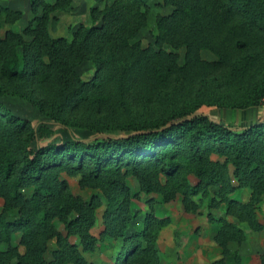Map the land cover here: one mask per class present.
<instances>
[{"label":"trees","instance_id":"1","mask_svg":"<svg viewBox=\"0 0 264 264\" xmlns=\"http://www.w3.org/2000/svg\"><path fill=\"white\" fill-rule=\"evenodd\" d=\"M69 2L35 0L33 11L41 7L42 14L23 32L30 41L12 32L0 38V96H23L20 86L28 81L43 85L51 80L56 86L52 112L46 103L29 100L50 117L35 124L0 102V246H7L0 251V264H89L84 255L105 237L123 241L115 264H161L157 239L170 219L155 216L156 201L150 196L164 203L180 198L183 212L191 216L201 214L206 201L209 221L219 225L213 240L221 259L213 264H240L228 247L246 241L240 224L252 233L264 228L256 215L264 197V118L233 127L182 106L119 125L97 114L108 107L124 112L150 107L178 75L195 67L226 72L223 79L235 95L213 97L220 108L263 106L264 0H160V7L172 12L157 17V34L147 48L131 43L146 25L143 0H114L99 12L97 25L80 27L70 41L51 38L49 14L66 12ZM20 15L0 5V27L14 24ZM206 50L216 61L201 60ZM87 62L95 74L85 81L76 68ZM75 128L92 134L78 137ZM57 129L65 132L66 141ZM114 129L124 135L106 134ZM61 174L79 177L89 198L74 196ZM128 179L137 182L148 206L140 231L129 236L135 217L131 205L139 196ZM240 190L249 191L246 202L232 197ZM100 208L102 229L95 235ZM14 234L20 236L22 253L11 244Z\"/></svg>","mask_w":264,"mask_h":264},{"label":"rangeland","instance_id":"2","mask_svg":"<svg viewBox=\"0 0 264 264\" xmlns=\"http://www.w3.org/2000/svg\"><path fill=\"white\" fill-rule=\"evenodd\" d=\"M114 0H70L69 6L66 12L53 11L49 14V21L47 24V30L51 38H66L71 40L76 31L80 27H91L93 23L96 25L99 23V12L106 6L112 5ZM148 7V14L146 19V25L142 28L138 36L131 43H139L142 48H147L153 45L154 36L156 32V20L159 16H167L172 12L171 7H160V0H143ZM35 0H0V5L8 8L11 11L19 12L20 19L12 25L2 24L0 27V38L5 39L6 32H12L18 35L22 40L29 42L30 38L24 35V30L28 24L36 16L42 14L41 7L36 8L33 11ZM49 5H54L56 0H45ZM93 11V13H92ZM92 15V16H91ZM93 17V20H92ZM9 46H14L12 42L8 43ZM17 53H21V48H15ZM184 54L183 50L179 51L180 57ZM201 60L206 62L216 61V57L209 51H202L200 54ZM180 63L182 61L180 60ZM264 65V63L262 64ZM262 65L260 68H262ZM77 75L85 81L92 79L95 74V70L90 63H82L76 68ZM225 71H211L204 70L201 67H195L189 71L188 74L178 75L176 82L169 85L155 100L150 107H142L141 105L134 107L133 109L124 112L117 107H108L103 109L101 113L97 115L106 120L109 123H115L119 125L126 119H132L134 121L150 120L154 119L158 114L167 115L173 110H177L182 106H193L198 113L209 116L213 121H223L229 126H236L241 124L242 115L244 111L238 109H224L215 105L214 98L219 100L226 98H233L235 94L227 87L225 83L224 75ZM258 77V73H257ZM252 77L251 80H254ZM51 80L43 81L45 83L40 85V81L31 82L28 81L20 86V90L23 92V96H15L9 93H5L0 96V102H2L6 108L16 116L30 120L33 124L41 120L49 119L47 115L43 114L39 107L31 104L30 99L35 102L46 103L50 106V112L53 111V101H55L56 86L50 83ZM217 86L214 85L217 83ZM36 85V89L34 88ZM211 98V99H210ZM213 98V99H212ZM212 100V101H211ZM100 112V111H98ZM111 123V124H112ZM108 125V126H115ZM234 126V127H235ZM73 133L81 138L90 136L92 133L87 130L75 128ZM57 134L62 136L64 141L67 140V136L62 129H57ZM106 134L110 135H124L120 130H108ZM62 180L65 179L68 182L70 192L74 196L88 199L91 192L87 189H82L79 185V177H67L61 174ZM128 184L133 193L138 194V198L132 201L131 212L135 216L127 229V235H131L133 232H138L141 229V224L144 218L148 206L145 204L146 197L139 193L137 182L133 179H128ZM249 192V191H248ZM247 190H240L235 192L232 197L241 202H246L249 193ZM149 198L155 199L154 212L157 218H169L170 224L163 228L157 239V247L160 253V243L167 242L168 240H174L173 243L178 245V242L187 241L188 247L191 242L196 239L203 238L207 242L214 243V235L218 228V224L208 219V212L206 209V201L200 205L201 214L191 216L183 212L180 198L169 203L162 202L160 196H150ZM2 206V200H0V209ZM259 208V206H258ZM257 208V210H258ZM103 209L100 208L97 211L96 225L92 230L93 234H98L101 227V215ZM211 214L222 216L219 210L211 211ZM229 221H233L231 218H226ZM58 229H62V225L56 223ZM240 227L246 233V240L250 236V231L244 224H240ZM19 234L12 235L11 244L19 249L20 253L24 250L19 245ZM209 242V243H210ZM215 244V243H214ZM243 244V243H242ZM241 244V245H242ZM123 245L122 240H114L110 237H105L104 241L98 244L92 253L85 254V258L89 264H115L117 256L121 251ZM6 245L0 246V251L6 249ZM240 245L231 243L230 251L238 254ZM239 255V254H238ZM240 257V256H239ZM259 257V256H258ZM264 255H260V258ZM46 259L50 260V255H46ZM221 259V258H220ZM214 259L211 263L218 261ZM261 260V259H260ZM232 264H235L233 260H228ZM241 261V258H240ZM227 263V262H226ZM225 263V264H226Z\"/></svg>","mask_w":264,"mask_h":264},{"label":"crops","instance_id":"3","mask_svg":"<svg viewBox=\"0 0 264 264\" xmlns=\"http://www.w3.org/2000/svg\"><path fill=\"white\" fill-rule=\"evenodd\" d=\"M242 117L240 125L262 121L264 118V105L244 111ZM256 215L258 221L264 227V197L258 210H256ZM173 241L168 240L160 243L161 254L159 256L161 264H211L214 259L221 258V250L214 244L215 242L209 241V243L203 238H198L193 240L188 247L187 241H180L178 245ZM230 245L231 243L228 247ZM238 254L241 258L240 264H261L260 255H264V228L261 232L250 234L248 239L240 245ZM226 264L232 263L227 261Z\"/></svg>","mask_w":264,"mask_h":264}]
</instances>
